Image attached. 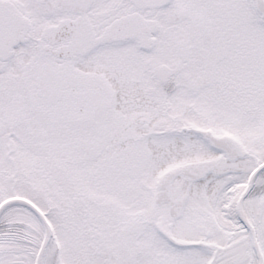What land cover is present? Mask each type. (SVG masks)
Segmentation results:
<instances>
[{
	"label": "snow or ice",
	"instance_id": "1",
	"mask_svg": "<svg viewBox=\"0 0 264 264\" xmlns=\"http://www.w3.org/2000/svg\"><path fill=\"white\" fill-rule=\"evenodd\" d=\"M0 264H264V0H0Z\"/></svg>",
	"mask_w": 264,
	"mask_h": 264
}]
</instances>
